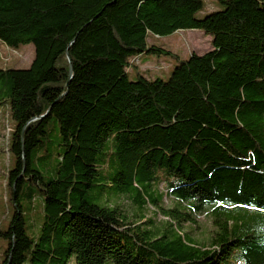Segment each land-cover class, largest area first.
Segmentation results:
<instances>
[{
    "label": "trees",
    "instance_id": "16d2710c",
    "mask_svg": "<svg viewBox=\"0 0 264 264\" xmlns=\"http://www.w3.org/2000/svg\"><path fill=\"white\" fill-rule=\"evenodd\" d=\"M218 1L198 18L202 0H0V41L34 47L27 69H0L15 124L1 264H220L235 248L243 264H264V0ZM181 30L209 35L211 49L166 80L128 79L134 57L169 54L149 39ZM52 119L62 150L44 181L29 161ZM25 181L43 197L34 240L17 201ZM160 185L170 209L150 193ZM122 196L169 224L129 223L109 205ZM200 214L215 228L206 245L176 228Z\"/></svg>",
    "mask_w": 264,
    "mask_h": 264
},
{
    "label": "rangeland",
    "instance_id": "374dc122",
    "mask_svg": "<svg viewBox=\"0 0 264 264\" xmlns=\"http://www.w3.org/2000/svg\"><path fill=\"white\" fill-rule=\"evenodd\" d=\"M203 9L197 13L198 18L207 14L223 9L218 0H202ZM151 45L161 48L169 54H142L134 57L131 61L134 66L127 67V76L130 81H135L139 76L149 80L162 79L166 80L170 76L175 66L184 60H187L191 54H203L211 49V37L205 35L199 30H181L173 35L151 38ZM34 47L31 44L20 45L17 48H10L0 41V69H27L33 60ZM14 121L11 117L8 103L0 105V234L8 228L9 221L14 213L15 206L10 188L8 187L7 174L14 166V158L9 152V137L14 129ZM47 136L41 139L42 145L33 150L30 155L29 166L40 174L44 181L53 178L55 167L58 161V155L61 153L60 134L58 124L52 119L47 126ZM110 142L105 143L108 147ZM107 148L104 149V152ZM100 170V183L109 180L102 163L98 164ZM102 177L104 179H102ZM162 185L158 188L153 186L154 198L161 200L163 209H170L174 206L175 201L170 197H164ZM157 189V191H155ZM159 190V191H158ZM148 193V191L146 192ZM151 195V194H150ZM153 195V194H152ZM145 192L142 198L147 200ZM105 198H103L104 200ZM18 204L21 209L25 233L34 240L38 237L42 224V204L43 197L36 184L25 181L18 192ZM96 204H102V201L92 200ZM110 206L117 207L120 213L126 217L129 223H138L142 229H163L169 224L163 212L158 207L146 206L140 211L133 205L131 199L127 197L112 198ZM139 216L144 217L141 222ZM144 221H151L153 224H145ZM168 223V224H167ZM229 229L233 228L231 223ZM184 239L192 244H207L215 230L212 218L209 214H200L195 217L194 223H186L182 226L176 225ZM8 242L0 235V264L4 259ZM241 250L235 248L227 260L220 264H243L240 258ZM104 264H112L105 262Z\"/></svg>",
    "mask_w": 264,
    "mask_h": 264
},
{
    "label": "crops",
    "instance_id": "0c3cea01",
    "mask_svg": "<svg viewBox=\"0 0 264 264\" xmlns=\"http://www.w3.org/2000/svg\"><path fill=\"white\" fill-rule=\"evenodd\" d=\"M208 51H209V50H208ZM208 51H206V52H208ZM194 54H196V53H194ZM203 54H204V53H203ZM197 55H201V54H198V53H197Z\"/></svg>",
    "mask_w": 264,
    "mask_h": 264
}]
</instances>
